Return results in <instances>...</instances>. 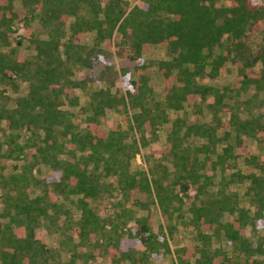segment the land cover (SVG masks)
I'll return each instance as SVG.
<instances>
[{"label":"trees","instance_id":"16d2710c","mask_svg":"<svg viewBox=\"0 0 264 264\" xmlns=\"http://www.w3.org/2000/svg\"><path fill=\"white\" fill-rule=\"evenodd\" d=\"M134 1L0 0V264H264V0Z\"/></svg>","mask_w":264,"mask_h":264},{"label":"rangeland","instance_id":"374dc122","mask_svg":"<svg viewBox=\"0 0 264 264\" xmlns=\"http://www.w3.org/2000/svg\"><path fill=\"white\" fill-rule=\"evenodd\" d=\"M130 2L134 3L135 1L130 0ZM16 28H17V33L15 34V36L20 35V33L23 32V30L21 28V24H17ZM92 37H93V33H86L84 35V37L82 38V42L90 43L92 40ZM23 46H24V52L25 53L28 52L29 50H27L24 43H23ZM145 57H148L151 59H167L169 56L167 55L166 51L163 48H152L149 52L145 53ZM112 62L116 68H118V66H120L122 64V62L120 60H118L116 57L112 58ZM74 72H75L74 77L79 79V78H82L84 76L85 70L75 69ZM92 73L96 74L97 70L94 69V71H92ZM150 74H151V81H150L151 85L154 88V90L157 93H159L162 90V81H161V77L156 72L155 66L151 68ZM229 79H230V75H223L216 80L205 79L204 81L207 83H212V84L213 83L214 84H220L223 81L229 80ZM88 87H95V85H89ZM74 92L76 95L79 96L80 103L83 104L87 98L86 94L84 92H82V90L79 88H76L74 90ZM23 93H24V84H22L19 87V90H17V91H15V89H12V88H7V94L12 96V97L16 96L17 94H23ZM73 111H77V108L73 109ZM113 119L119 120L120 116L111 110H107V112H106V126L107 127ZM167 127H168V124H165L159 129L158 138L155 142L150 144V149H153V150L163 149V147L165 145V137H166ZM146 151H147V149L141 150L142 153H146ZM249 151L251 153L258 154L261 157L264 156V147L259 146L253 140L249 141ZM135 163L140 164V165H144V163L142 161L141 154L136 156ZM10 167H11V164L9 163L8 168H10ZM34 174H36V171L34 172ZM50 174H51L50 169L47 166L43 165L41 167V175L49 176ZM238 190L241 191V188H238ZM67 204H70L69 201H67ZM159 223H160V217H159V214L157 213L154 216L155 227H157L159 225ZM36 236L40 239L45 240L50 245H52L54 247H58V240L60 237L58 232L48 233L43 227H39L38 229H36ZM193 242H194V232L182 224H177V227L175 228L173 237L169 240V245H170L171 249H175V248L183 246V245H190ZM170 258H171V256L167 255L163 258H160L158 261H155V264H169ZM89 264H107V261L104 258L98 256L94 260L89 261Z\"/></svg>","mask_w":264,"mask_h":264}]
</instances>
